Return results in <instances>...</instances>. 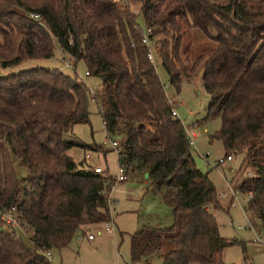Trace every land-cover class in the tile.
<instances>
[{"label": "trees", "instance_id": "16d2710c", "mask_svg": "<svg viewBox=\"0 0 264 264\" xmlns=\"http://www.w3.org/2000/svg\"><path fill=\"white\" fill-rule=\"evenodd\" d=\"M187 29L215 49L190 62L181 53ZM143 30H151L148 47ZM55 46L74 64L82 61L101 89L92 95L56 69L0 75V214L14 207L32 242L11 227L0 230V264H53L47 253L111 221L118 183L67 154L95 150L71 132L89 124L90 95L107 139H123L118 166L128 177L147 174L172 216L169 226L144 225L131 236L132 264H222L223 251L237 244L219 234L215 186L197 169L184 128L171 116L151 49L175 94L200 74L206 119L220 120L209 140L221 142L224 159L241 158L232 189L251 194L244 213L264 230V0H0V71L49 59ZM13 158L26 171L20 190Z\"/></svg>", "mask_w": 264, "mask_h": 264}, {"label": "rangeland", "instance_id": "374dc122", "mask_svg": "<svg viewBox=\"0 0 264 264\" xmlns=\"http://www.w3.org/2000/svg\"><path fill=\"white\" fill-rule=\"evenodd\" d=\"M131 11L139 15V6H131ZM138 24L142 29L140 16ZM214 49L215 42L205 37L199 30H186L181 53L182 56L188 57L190 62L195 61L200 55L211 53ZM150 53L155 62L156 73L165 87V94L172 107L177 111L179 120L184 124H196L194 129L198 136L196 148L199 154L193 148H190V152L197 169L208 173L223 208L220 211H212L219 234L227 240L237 242L223 251V264H264V230L260 229L256 216L252 214L255 223L252 228L243 211L244 202H240V205L229 206L230 189L234 188L230 182L231 176L239 167L241 158H232V162H226L223 167L215 166L217 161L222 160L224 150L221 142L210 141L209 136L219 129L220 120L219 118L206 119L209 98L202 88L200 74H194L185 80L180 93L175 94L173 88L168 84L167 75L160 63L155 61L152 49ZM36 68L56 69L67 76H76L86 85L92 95L101 89L99 79L86 75L85 64L82 61L74 64L67 55L60 51L58 46H55L51 58L25 60L14 68L1 70L0 75L6 76ZM88 112L89 124L76 125L71 132L80 143L92 146L95 150L72 148L67 151V154L78 164L83 163L88 156L91 160L90 166L99 165L107 175L115 177L118 173L117 151L112 148L111 141L107 139L91 95ZM111 140L118 142L120 150L123 139L113 138ZM13 169L16 186L20 190L24 184L26 171L20 160L16 158H13ZM232 190L234 191V189ZM139 192H141L140 195ZM223 194L225 197H220ZM20 197L21 195L19 199ZM110 198L113 203L112 207L110 206L111 221L108 225L110 231H105V224L88 226L86 228L87 236L92 234L93 241H88L86 237L76 236L66 248L50 252V260L53 264H132L130 257L131 236L140 231L144 225L157 227V225L169 226L172 223L170 208L162 202L159 193L148 186L145 179L140 176L129 177L126 182L113 186ZM15 217L16 223L9 224L2 219L0 214V230L11 227L27 246L32 247L31 235L24 226L23 220L18 214ZM255 231L261 238L260 244L255 242ZM154 264H161V262L156 260Z\"/></svg>", "mask_w": 264, "mask_h": 264}, {"label": "built area", "instance_id": "2783aa9c", "mask_svg": "<svg viewBox=\"0 0 264 264\" xmlns=\"http://www.w3.org/2000/svg\"><path fill=\"white\" fill-rule=\"evenodd\" d=\"M34 18L36 19L37 17L35 16ZM150 33H151V30H147L144 33L143 39H142V43L145 44L147 47L149 46L147 35H149ZM148 59H149L150 62H153V58H152L151 53L148 54ZM171 116L173 118H176V119L179 120L177 111L174 108L171 110ZM181 124H182V126L184 128L185 135H186V141H187L189 147L195 149L196 152L198 153L197 148H196V143H197V140H198V136H197V133H196L194 127L192 126V123L184 124V123L181 122ZM108 141H109V139H108ZM110 141H111L112 148L118 152L119 151L118 142L116 140H110ZM203 157H205V156H203ZM84 162H85V164L88 167H90L93 170L94 173L100 174V175H102L104 177H110V178L114 179L117 183L126 182L128 180V178H129L128 175L126 174V171L121 166H118L117 176L111 177V176L107 175L106 171L102 167H100V166H90L91 160H90V158L88 156L85 158ZM226 162H232V157L230 156V157H227L226 159L222 158V160H219V161H217L215 163V166L223 167ZM227 187H229V186L227 185ZM229 189H230V187H229ZM230 191H231V203H232L233 206L240 205V202L247 203L251 199V194L250 193H248L245 197H243L238 192L234 193V191L232 189H230ZM140 194H141V192H139V195ZM220 197L223 198L225 196L223 194ZM243 211H244V209H243ZM16 215H17V212H16L15 208L11 207L9 211L4 212L3 214H1V217L7 223L15 224L16 223V221H15V219H16L15 216ZM245 216H246V214H245ZM246 218H247V216H246ZM104 224H105V231L109 232L110 231L109 226H108L109 222L104 223ZM249 225L252 228L254 227L253 222L250 221V220H249ZM254 237H255V242L260 244L261 243V238L258 236L256 231H255ZM86 238H87V240H93L94 236L92 234H90ZM46 257L50 259L51 258L50 253H47Z\"/></svg>", "mask_w": 264, "mask_h": 264}, {"label": "crops", "instance_id": "0c3cea01", "mask_svg": "<svg viewBox=\"0 0 264 264\" xmlns=\"http://www.w3.org/2000/svg\"><path fill=\"white\" fill-rule=\"evenodd\" d=\"M90 165H91V164H90ZM97 166H99V165H97ZM142 178L145 179V182H146L147 179L145 178V175L142 176ZM146 183H147V182H146ZM226 183H227V181H226ZM110 195H111V194H110ZM229 202H230V201H229ZM114 204H115V203H114ZM112 205H113V203H112ZM229 206H230V204H229ZM111 207H112V206H111ZM111 209H112V208H111ZM86 239H87V238H86ZM88 241H93V240H88ZM222 264H223V261H222Z\"/></svg>", "mask_w": 264, "mask_h": 264}, {"label": "water", "instance_id": "95a60500", "mask_svg": "<svg viewBox=\"0 0 264 264\" xmlns=\"http://www.w3.org/2000/svg\"><path fill=\"white\" fill-rule=\"evenodd\" d=\"M145 178L147 179V174H145Z\"/></svg>", "mask_w": 264, "mask_h": 264}]
</instances>
